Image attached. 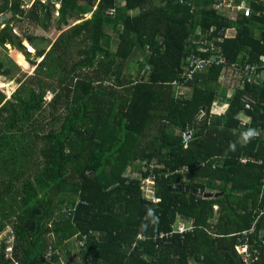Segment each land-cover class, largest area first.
Segmentation results:
<instances>
[{
    "label": "trees",
    "instance_id": "trees-1",
    "mask_svg": "<svg viewBox=\"0 0 264 264\" xmlns=\"http://www.w3.org/2000/svg\"><path fill=\"white\" fill-rule=\"evenodd\" d=\"M234 1L0 0V74L41 58L11 98L0 91V236L14 233L0 264H246L235 234L251 228L264 264V84L243 71L264 66V0L250 16L217 11ZM55 13L46 47L14 33L47 31ZM192 54L212 65L189 75ZM217 101L226 114L211 115ZM179 217L193 229L172 233Z\"/></svg>",
    "mask_w": 264,
    "mask_h": 264
},
{
    "label": "rangeland",
    "instance_id": "rangeland-1",
    "mask_svg": "<svg viewBox=\"0 0 264 264\" xmlns=\"http://www.w3.org/2000/svg\"><path fill=\"white\" fill-rule=\"evenodd\" d=\"M25 1L27 3V6H29L31 4V2H33V0H25ZM234 4H237V3L234 1V3H232L230 5H234ZM226 9H228V8H226ZM226 13H228V12H226ZM242 13L244 14V11L243 12L242 11L239 12V14H242ZM233 14H236L234 11H233V13H230V15L233 16L234 19H236L237 18L236 15L234 16ZM57 16H58V14L55 13L54 22H53V24H50L49 29L47 31L44 30L43 28H41L40 26L34 24V23H30V22L24 21V22L15 23L13 25L14 33L17 34L18 36L22 37V38L37 37L38 40L36 41V43L39 44V47L40 48L46 47L48 43L53 42L58 37L59 32L57 30V24H56ZM9 18H10V15L4 16V17H2L0 22H2V20H7ZM76 23H78V21L70 20V25H74ZM3 26L0 25V29H2ZM63 27L66 28L65 26H63ZM233 32H234L233 30H226V34L233 35ZM24 45L27 47V50L29 52H31L29 47H28V46H31V45L27 41H24ZM48 48H47V50H48ZM12 49L13 48L10 45H7V52H8V54L10 56L13 57ZM1 51H3V50H2V47H1V44H0V52ZM32 52H33L32 55H35V48H33ZM13 58L16 60L15 62L21 67V70L19 72L15 73L14 77H11L9 75L6 76V75H1L0 74V82H1L0 91L5 94V97L7 99L11 98L12 94L18 88V86H19L18 80L20 78L25 79L27 77V75L33 73L34 72V68L36 67V65L41 60V58H37L36 55L32 56V60L35 62V64H30V63L25 62L26 60H24V59H26V58H23L22 56H19L17 59L15 57H13ZM50 98H51V93L48 92L47 93V99H50ZM4 103H5V101L4 102H0V106L2 104H4ZM142 185H143V188L145 190H147V189L151 190L153 192V194H154V188H153L154 185H150V184H147V183H143ZM2 234H4V237H8L10 240H11V235H13V241H14V233H13L11 227H8L4 231V233H2ZM48 237L51 238V239H54L55 238V234L51 233V234H49ZM70 244L73 247V250L74 249L77 250V247L75 246V240L74 239L71 240ZM7 249H9V251L6 254V257L7 258L13 257V246H12V248L8 247ZM14 264H19V263L14 261Z\"/></svg>",
    "mask_w": 264,
    "mask_h": 264
},
{
    "label": "built area",
    "instance_id": "built-area-1",
    "mask_svg": "<svg viewBox=\"0 0 264 264\" xmlns=\"http://www.w3.org/2000/svg\"><path fill=\"white\" fill-rule=\"evenodd\" d=\"M230 4L231 3L225 4L226 8H233L236 12H241V11L243 12L244 11V15L245 16H250L251 15V8L245 2H242L240 4H234V5H230ZM218 9H220V5L218 6ZM211 65H212V63L209 60H199V59L193 58L191 60V62H190V65L188 66L189 70H190L189 71V75L194 74V72H196V71H204V70H206L208 68V66H211ZM243 71H245L246 74H247V71H251L252 74L255 72V70L253 68L249 67V66L244 67ZM259 72L264 77V66L261 67V70ZM245 102H246V104H245V108L246 109H250L251 106L253 104H255V102L252 99H250V98H248ZM225 106H227V107H225V109L228 108V105H225ZM213 112L216 113L217 112V108H215ZM186 136L189 137L190 134H187ZM145 183L150 184V185H154V180H153L152 177H148L146 179ZM142 189L144 190V193L146 194V197L148 199L152 200L153 202L158 201V199L155 197V195L153 194V192L151 190H148V189L145 190L143 188V186H142ZM192 229H193L192 226L186 227L184 224H180L176 228H173V232L172 233H177V232L183 233V232H186L187 230H192ZM250 234L256 235L255 228H251L249 230H245V231H242L240 233L235 234L236 236L240 237V240H242L240 242V244H238V246H237V251L242 255V257L245 260L246 264H251L254 261H256L255 259H257V257L254 254H252L251 251H250V245H249V235ZM158 236H159V238L163 239L165 237H168L169 233H159ZM138 237L139 238H143L142 235H138ZM3 238H4V234H2L0 236V245L2 243ZM9 242L13 243V235H11V240L9 239ZM12 243L9 244L8 247L12 248ZM258 243L260 245H263L264 244V240L262 242H258ZM7 248H6V251L8 252L9 249H7ZM253 255L255 257H253Z\"/></svg>",
    "mask_w": 264,
    "mask_h": 264
},
{
    "label": "crops",
    "instance_id": "crops-1",
    "mask_svg": "<svg viewBox=\"0 0 264 264\" xmlns=\"http://www.w3.org/2000/svg\"><path fill=\"white\" fill-rule=\"evenodd\" d=\"M242 2H245L247 5H249L250 6V8H252V6H251V4H250V0H243V1H241L240 3H242ZM231 4L232 3H234V2H230ZM237 4H239V3H237ZM220 9H221V6H220ZM220 9H218L217 8V11L220 13V14H224V15H226V16H229L231 19H234V17L233 16H231L230 15V13H233V11L236 13V14H233L234 16L236 15V17H238V15H239V12H236L233 8H228V9H226V6H225V9L222 11V12H220L219 10ZM231 10V11H230ZM226 12H228V13H226ZM224 35H225V37H232V36H234V32H233V35H231V34H226V33H224ZM223 38H224V36L222 37V40H223ZM219 52H221V49H219ZM193 58H196V55H194L193 56V54L190 56V59H189V61L190 60H192ZM221 63H224V61L223 62H221ZM245 65V67H247V66H249V67H251V68H253L254 70H255V72L250 76V80H249V83L248 84H253V85H255V86H260V85H263L264 84V77L260 74V70H261V67H263V61H262V64L261 65H257V64H255V65H251V64H244ZM187 68V67H186ZM259 70V71H258ZM226 72V70L223 68V73H225ZM240 80V79H239ZM233 89H235V88H233ZM237 89V88H236ZM246 97H249V94L247 93L246 94V96H245V98ZM242 106V105H241ZM213 107L214 108H217V112L216 113H214L213 111H212V113H211V115H217V116H221V115H224V114H226V112H228V109L230 108V105H229V107L228 108H226L225 109V104L223 103V102H220V101H217V102H215L214 104H213ZM239 107V106H238ZM242 109H243V106H242ZM237 110V109H236ZM235 110V111H236ZM241 111L243 112V110H240V112L239 113H241ZM239 113H237V114H234V115H238ZM249 113H247V114H245V118L244 119H242V121H241V123H244V122H246V121H251L252 122V118H251V116L250 115H248ZM217 209V207H215V210ZM193 220L192 219H188V218H185V217H179L178 219H177V221L173 224V228H176L179 224H184L186 227L187 226H191V222H192Z\"/></svg>",
    "mask_w": 264,
    "mask_h": 264
},
{
    "label": "clouds",
    "instance_id": "clouds-1",
    "mask_svg": "<svg viewBox=\"0 0 264 264\" xmlns=\"http://www.w3.org/2000/svg\"><path fill=\"white\" fill-rule=\"evenodd\" d=\"M227 107V106H225ZM258 135V132L255 129L249 128L246 132L241 134V138L239 143H241V145L247 144L248 142H250V140L252 138H254L255 136ZM233 150L235 149V143L232 144L230 146Z\"/></svg>",
    "mask_w": 264,
    "mask_h": 264
},
{
    "label": "water",
    "instance_id": "water-1",
    "mask_svg": "<svg viewBox=\"0 0 264 264\" xmlns=\"http://www.w3.org/2000/svg\"><path fill=\"white\" fill-rule=\"evenodd\" d=\"M241 105H239V107L237 108V110L234 112V114H237V113H239L240 112V110H241ZM208 196H212V194H209Z\"/></svg>",
    "mask_w": 264,
    "mask_h": 264
},
{
    "label": "bare ground",
    "instance_id": "bare-ground-1",
    "mask_svg": "<svg viewBox=\"0 0 264 264\" xmlns=\"http://www.w3.org/2000/svg\"><path fill=\"white\" fill-rule=\"evenodd\" d=\"M28 47H29L30 51L32 52L33 51V48L31 46H28Z\"/></svg>",
    "mask_w": 264,
    "mask_h": 264
}]
</instances>
